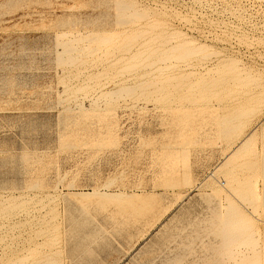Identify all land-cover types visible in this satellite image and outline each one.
I'll use <instances>...</instances> for the list:
<instances>
[{
    "label": "rangeland",
    "instance_id": "rangeland-1",
    "mask_svg": "<svg viewBox=\"0 0 264 264\" xmlns=\"http://www.w3.org/2000/svg\"><path fill=\"white\" fill-rule=\"evenodd\" d=\"M2 199L23 264H264V0H0Z\"/></svg>",
    "mask_w": 264,
    "mask_h": 264
},
{
    "label": "bare ground",
    "instance_id": "bare-ground-1",
    "mask_svg": "<svg viewBox=\"0 0 264 264\" xmlns=\"http://www.w3.org/2000/svg\"><path fill=\"white\" fill-rule=\"evenodd\" d=\"M120 8L123 9V8H125V6L121 5ZM183 47L186 48L185 50L187 52H190V55L196 53V50H197L196 47H192L191 45L190 46L184 45ZM169 80H172V78H169L167 81L169 82ZM218 83H219L218 80L213 78L207 84L209 85V87H214ZM238 148L235 149L232 153H235L238 150ZM211 176H214V173H212ZM5 201L6 200H3V199L0 200V264H23V262L25 260V256L28 254L29 251H33V250L37 249L34 247H40L43 244L47 243L48 241L37 242L35 244V246H33L31 243L29 245H26V246H24V245L21 246L19 244V246H18L19 249L24 250V252L21 253V256H23V257H21V256L19 257V255H16V249L7 243V238L8 237H14L15 238V236H16L15 232L17 230H18L19 234L22 235V233H23V231H22L23 221L20 220L21 225H20V222H14L13 221V220H15L16 213L13 211L8 212L6 210L8 205H6L7 203H5ZM18 205L21 206L22 204H19V203L16 204V206H18ZM20 211H23L27 215L28 218H27L26 222H31V221H34L36 219H37L38 223H41V224L43 222H45V223L47 222L45 219L40 218L38 215H35L34 211H29L26 209H20ZM31 214H33L32 216H34V218H32V219L29 218L31 216ZM34 264H47V262H41L38 260Z\"/></svg>",
    "mask_w": 264,
    "mask_h": 264
}]
</instances>
